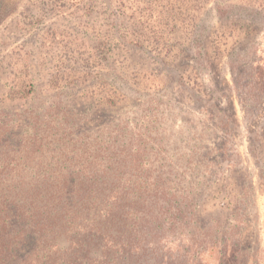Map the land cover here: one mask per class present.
<instances>
[{"label":"rangeland","instance_id":"obj_1","mask_svg":"<svg viewBox=\"0 0 264 264\" xmlns=\"http://www.w3.org/2000/svg\"><path fill=\"white\" fill-rule=\"evenodd\" d=\"M22 195L119 230L32 264H264V0H0V264Z\"/></svg>","mask_w":264,"mask_h":264},{"label":"trees","instance_id":"obj_2","mask_svg":"<svg viewBox=\"0 0 264 264\" xmlns=\"http://www.w3.org/2000/svg\"><path fill=\"white\" fill-rule=\"evenodd\" d=\"M85 183L87 185L86 190L93 192L98 190L102 182L87 180ZM66 187V182H59L57 186L54 184H45L41 190L46 191L48 194L54 188ZM85 202V199H77L75 204H73L76 207L75 211L82 210L83 208L78 207ZM10 204H12V207H17L15 211H18L19 215H17V218L19 222L13 227H5V243L8 247V249L5 248V259H12L13 257L10 256L12 254L14 256L17 255L25 262L31 264L37 263L38 259L35 254H38L40 257L44 239L50 241L54 236L63 237L69 233L74 235L80 234L83 239L84 237L81 233H84L87 243H85V247H82L81 250H86L89 255L93 252V255L98 254L101 256L96 257L97 259L117 255L116 246L119 238V230L112 224L113 221L115 223L116 219V213L114 212L104 213L103 217L101 214H97L92 221L94 225L90 228L85 227L83 223V225H78V227H66L62 230V226H65L63 222H69L71 219L75 223L76 219H82V217H77L68 211L60 213L61 211H59L58 207L56 205L53 206L54 203H49L48 199L44 197H37L36 200L28 202L26 195H22L10 201ZM78 216L80 215L78 214ZM6 219L7 213L5 209V221ZM57 225L60 226L58 227ZM81 245L82 243L77 242L75 243V248ZM89 246L91 249H89ZM142 250L144 252L146 251L144 248Z\"/></svg>","mask_w":264,"mask_h":264}]
</instances>
